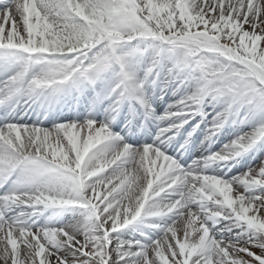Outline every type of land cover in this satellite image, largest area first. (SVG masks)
Instances as JSON below:
<instances>
[{
    "label": "snow or ice",
    "instance_id": "1",
    "mask_svg": "<svg viewBox=\"0 0 264 264\" xmlns=\"http://www.w3.org/2000/svg\"><path fill=\"white\" fill-rule=\"evenodd\" d=\"M0 264H264V0H0Z\"/></svg>",
    "mask_w": 264,
    "mask_h": 264
}]
</instances>
